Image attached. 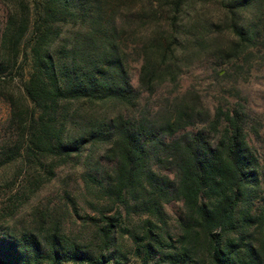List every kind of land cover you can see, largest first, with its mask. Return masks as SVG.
Segmentation results:
<instances>
[{"label":"trees","instance_id":"obj_1","mask_svg":"<svg viewBox=\"0 0 264 264\" xmlns=\"http://www.w3.org/2000/svg\"><path fill=\"white\" fill-rule=\"evenodd\" d=\"M206 1L3 0L0 166L19 162L20 188L0 187V264H122L123 236L142 264H264V170L245 106L220 94L211 112L194 86L181 91L195 62L220 82L264 58V0H212L216 21L194 11ZM97 149L83 175L95 215L69 192L24 210L58 168ZM75 218L88 237L67 231Z\"/></svg>","mask_w":264,"mask_h":264},{"label":"rangeland","instance_id":"obj_2","mask_svg":"<svg viewBox=\"0 0 264 264\" xmlns=\"http://www.w3.org/2000/svg\"><path fill=\"white\" fill-rule=\"evenodd\" d=\"M27 1L32 5L33 0ZM198 3L199 4L196 5L194 10L197 11V14H202V17L209 18L212 21L218 20L220 10L217 6V2L209 0L206 1L205 4L201 2ZM194 11L189 8V14L187 16H189V18L195 16L196 13ZM6 14L7 6L3 0H0V33L4 26ZM213 40L214 42L215 40L219 42L222 41H220V38ZM261 49L263 52L264 48ZM212 52H214V49L210 48L209 53ZM260 54L259 52L258 55ZM130 65L132 83L136 85L139 65L135 61H131ZM27 69L28 68H26V71ZM213 78V71L208 67L207 62H195L192 66L184 70L181 79V91L194 86L202 94L204 103L211 112L220 94L227 97L231 103H235L237 100L243 103L249 118L247 128L248 138L256 151L261 168L264 170V58L254 62L245 78H238L235 81L227 77L220 82ZM16 82H18L17 79ZM145 97H147V95ZM159 97L160 96L156 94L151 97L150 100L157 101ZM141 103H144V99H141ZM9 113V103L0 96V132L2 126L5 125L9 117ZM101 153L102 150L97 149L93 154V159H87L86 155H88V153L86 152L81 159L80 165L67 164L58 168L56 176L48 183L43 184L41 188L31 196L29 204L26 205L24 210L27 212L29 210L27 207L31 205L49 207L61 206L63 203H67L64 193L69 192L77 199V207L81 216H84V213L95 215L96 212L93 210L92 204H90V201L93 202L94 197H92L86 188L83 175L85 174V170L91 166V162L98 159L99 156L102 155ZM101 161H104V159H101ZM19 170V162L0 166V187L4 186L6 182L12 183L14 180L12 186L13 191L20 188V178L14 179L18 175ZM262 188H264V184H262ZM2 192L3 191H0V201L6 198V195H3ZM254 202L256 204V200ZM181 203L180 201H172L165 205V210L168 215V228L171 233L175 231V217L181 207ZM23 214L24 213H21L19 217L22 218ZM135 220H137L136 216H134L132 223H134ZM74 221L73 223H66V228L69 229L67 231L84 233L83 235L88 237L90 235L89 227L84 225L81 219L75 218ZM118 243L123 252H131L127 253V258L122 264H142V259L132 253V243L129 237H118Z\"/></svg>","mask_w":264,"mask_h":264}]
</instances>
